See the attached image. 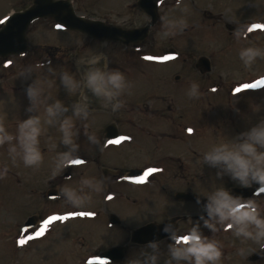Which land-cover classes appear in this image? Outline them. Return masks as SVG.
<instances>
[{
  "label": "rangeland",
  "instance_id": "1",
  "mask_svg": "<svg viewBox=\"0 0 264 264\" xmlns=\"http://www.w3.org/2000/svg\"><path fill=\"white\" fill-rule=\"evenodd\" d=\"M28 2L0 0V23L6 13L22 9ZM72 3L81 15L125 28L149 20L136 0ZM157 16L149 28L146 50L142 43L137 50L128 47L134 50L129 54L116 43L90 40L71 30H59L50 20H36L26 33L29 49L22 55L0 58V123L15 135L19 121L35 115L42 129L38 138L42 160L38 166L26 167L19 157L13 163L7 145L0 146V169L7 167L0 177V264H97L94 257L98 252L128 243L132 229L171 216H185L178 222L177 236L195 226L203 236L217 242L221 251L218 264H264V257H249L260 250L259 243L236 237L234 229H226L225 225H217V230L211 232L201 219H207L203 206L208 194L219 187L237 185L224 171L222 162L211 164L204 161L203 154L215 145L239 142L241 133L264 120V85L234 94L238 86L254 84L264 76V57L248 67L238 58L243 47L264 50V28L248 32L246 39L237 35L253 24L264 25V0H181L179 8L175 0H159ZM164 16L183 18L187 27L175 36L165 37L161 22ZM169 49L176 51L174 59H164L172 57L165 54ZM96 54H102L108 67L121 71L128 82L129 87L117 98L122 107L115 114L98 112L93 107L87 119L72 117L78 91L67 92L58 76L46 69L33 72L31 67L50 59L56 73L70 70L79 78L82 69L78 59ZM199 56L209 58V72L200 74L193 67ZM22 71L24 75L19 76ZM34 78L44 91L41 101L29 112L25 87ZM193 82L199 85L197 98L186 95ZM57 99L68 111L49 124L45 108ZM64 117L73 120L78 148L72 154L82 162L52 177L58 154L70 150L60 142L59 124ZM111 121L116 122L120 136L106 141L101 129ZM85 133L94 134L97 143H90ZM181 164L186 166V180H192V186L185 181L180 185L175 176ZM102 166L109 167L111 173L102 175ZM132 167L144 170L143 182L125 176ZM190 167L194 175H190ZM66 173L71 179H65ZM89 178L99 182V190L81 184ZM65 186L81 198L82 207L71 206L62 192ZM52 187L60 198L48 201L45 192ZM187 187L204 202L173 199L177 189ZM251 199L264 215V193ZM111 213L117 216V223H109ZM31 214L39 215V224L21 231ZM59 216L68 218L61 222L55 218ZM42 225L45 231L37 235ZM170 243L156 242L157 264L170 259ZM151 252L146 245V254ZM130 259L128 256L127 261ZM179 264L190 262L182 260Z\"/></svg>",
  "mask_w": 264,
  "mask_h": 264
},
{
  "label": "clouds",
  "instance_id": "2",
  "mask_svg": "<svg viewBox=\"0 0 264 264\" xmlns=\"http://www.w3.org/2000/svg\"><path fill=\"white\" fill-rule=\"evenodd\" d=\"M176 7L179 8L181 0H175ZM182 11H184L182 9ZM161 22L166 29L163 33L165 37L175 36L182 32L186 27V20L183 18H175L164 16ZM257 28H264L261 23H256L245 30L237 33L241 39H246L248 32ZM264 57V50L247 46L243 47L238 52V58L245 67L250 66L257 58ZM174 59L165 57L164 59ZM77 63L82 66V71H78L79 78L73 71H61L56 73L51 67V60L46 59L38 61L31 70L46 69L47 72L59 77V84L67 92H79L80 99L72 105V117L87 119L90 108L89 103L91 97H95L100 108L116 111L122 107L121 102L117 99L128 87V82L124 74L117 69H110L102 54L91 55L85 59H78ZM22 71L19 76H23ZM264 85V76L256 80L254 84H243L234 90L241 91L245 88H256ZM199 85L195 82L191 83L186 95L189 98H197ZM85 89L90 95L85 94ZM215 91V89H212ZM43 86L35 78L25 87V95L29 101V107L26 111L31 112L38 101H41L43 95ZM68 109L59 99L48 104L45 108L47 114V123L54 122V118L60 114L67 112ZM62 132L60 142L69 146V151L58 154L57 163L52 171V177L60 174L62 170L76 161H80L79 157L72 153L78 148L74 142L73 120L71 117H64L59 124ZM191 131V130H189ZM42 133L40 119L38 116L30 115L19 121L16 129V134L9 133L6 128L0 123V146L7 145V152L10 159L15 163L17 157L26 167L38 166L42 160L41 150L39 148V136ZM90 143H97V138L94 134L85 133ZM242 139L239 142L221 143L211 147L210 150L203 154L204 161L216 164L222 162L224 171L230 174L238 186L250 187L256 184L257 187L253 193L260 195L264 193V120L258 121L251 126L246 132L240 134ZM54 147V146H53ZM7 167L0 169V177L6 174ZM219 176L220 174L217 173ZM65 179H71L70 176ZM145 177H139V182H143ZM81 184L92 187L94 190H99L101 185L99 182H94V179H83ZM64 196L73 208L82 207V201L76 192L69 186L62 189ZM59 194L53 198H58ZM199 202V201H197ZM204 211L207 219L203 220V224L211 232L217 230V225H225L226 229H234V235L243 240H252L259 243L260 249H264V215L261 214V209L258 207L255 200L251 198H242L230 193L225 187L216 188L206 196ZM91 215V214H89ZM61 222L67 219V216L55 217ZM54 217H49V220ZM47 221H45V224ZM168 231V226L163 229ZM45 231L44 226H41L40 232L37 235H42ZM172 244L168 247V256L170 259L165 260L164 264H179L180 261H188L190 264H218L221 256L220 248L216 241L203 236L197 227H191L183 235H170ZM147 248L152 252L143 255V258L131 259L126 264H157L155 242H149ZM99 264H105L104 261H99Z\"/></svg>",
  "mask_w": 264,
  "mask_h": 264
},
{
  "label": "water",
  "instance_id": "3",
  "mask_svg": "<svg viewBox=\"0 0 264 264\" xmlns=\"http://www.w3.org/2000/svg\"><path fill=\"white\" fill-rule=\"evenodd\" d=\"M139 5L147 15L150 16V21L141 27H134L125 29L118 25L106 24L101 20L93 18H85L76 14L70 0H31L28 7L22 11L11 13L4 20L0 26V57L7 55L21 54L27 50L26 29L30 22L38 18H52L55 23L64 28L75 30L84 36L104 41H119L127 45L128 43H140L147 37L149 27L156 21L157 18V4L156 0H138ZM194 66L200 73L210 70V62L207 57L200 56L197 58ZM102 131L108 138L117 136V129L113 123L106 125ZM139 171L132 170L129 175H137ZM255 187H239L231 188L230 193L240 197H248L253 194ZM56 196L53 190L47 192L48 198ZM177 199H199L195 194H187L178 192L175 194ZM174 218H169L161 223L150 222L131 233V240L137 243L157 242L165 236H170L175 231L173 223ZM116 218L111 215V222H115ZM35 222V217L30 216L24 223L22 229L32 226ZM168 226V231L163 229ZM264 256V249L260 250L258 254L252 255L251 259ZM122 257L120 247H112L102 252L98 259L111 261Z\"/></svg>",
  "mask_w": 264,
  "mask_h": 264
},
{
  "label": "flooded vegetation",
  "instance_id": "4",
  "mask_svg": "<svg viewBox=\"0 0 264 264\" xmlns=\"http://www.w3.org/2000/svg\"><path fill=\"white\" fill-rule=\"evenodd\" d=\"M143 43V44H142ZM141 44L142 45H144L145 46V50H146V38L144 39V41L142 42ZM116 44H118V43H116ZM118 45H120V44H118ZM128 46H129V48L130 49H138L141 45H134V44H129V45H127L126 47H122L124 50H127L128 52H133L134 50H129L128 49ZM145 57H146V51H145ZM85 94L86 95H90V93H88L86 90H85ZM94 99H95V97H91V99H90V103H89V108H90V106L93 104V101H94ZM96 102V101H95ZM96 106H98V104L96 105ZM91 109V108H90ZM101 112H105L106 111V109H101L100 110ZM113 113H114V111H113ZM115 114V113H114ZM176 169H179V170H181V171H178L176 174H175V176L177 177V178H179V180H180V185H182V183H183V181H185L187 184L189 183L191 186H192V180L190 181V180H186V177H187V174H188V171H187V169H186V166L184 167V166H182V164L181 165H179V166H177L176 167ZM182 169H184V170H182ZM193 168L192 167H190L189 168V173H190V175H194L195 174V172L192 170ZM145 173V172H144ZM191 179H193V176H191ZM253 185H256V184H253ZM235 186H238V185H235ZM231 187H233V186H229L227 189H229V188H231ZM176 191H185V192H192L191 191V188L190 187H187V188H185V189H177ZM94 194V193H93ZM256 195L254 194L253 196H251L250 198H252V197H255ZM95 197H96V194H95ZM183 201H185V200H183ZM193 202H196V201H193ZM199 202H204L203 200H201V201H199ZM177 217V220H176V225H178V222L181 220V219H183L184 218V216H181V217H179V216H176ZM177 230H178V226H177ZM65 233H67V232H65ZM68 234V233H67ZM70 235V234H69ZM176 235V234H175ZM129 237H130V234H129ZM164 243H167V244H169L170 242H171V239H170V237H168V238H165V239H163L162 240ZM171 244V243H170ZM112 246H114V245H112ZM119 246H122L123 247V249H122V253H123V257L121 258V259H119V260H117V261H114V262H105L106 264H126V262H127V258H128V256H131V259H136V258H140V259H142L143 258V255H146V243H144V244H137V243H133V242H128V243H125V244H121V245H119ZM130 259V260H131ZM94 261L97 263V264H99V261H97L96 260V258L94 257ZM94 262V263H95Z\"/></svg>",
  "mask_w": 264,
  "mask_h": 264
},
{
  "label": "snow or ice",
  "instance_id": "5",
  "mask_svg": "<svg viewBox=\"0 0 264 264\" xmlns=\"http://www.w3.org/2000/svg\"><path fill=\"white\" fill-rule=\"evenodd\" d=\"M79 163H81L80 161H76V162H74V164H79Z\"/></svg>",
  "mask_w": 264,
  "mask_h": 264
}]
</instances>
